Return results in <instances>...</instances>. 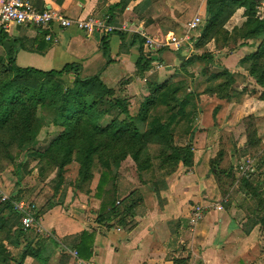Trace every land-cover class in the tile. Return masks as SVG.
<instances>
[{
    "label": "crops",
    "instance_id": "0c3cea01",
    "mask_svg": "<svg viewBox=\"0 0 264 264\" xmlns=\"http://www.w3.org/2000/svg\"><path fill=\"white\" fill-rule=\"evenodd\" d=\"M119 2L31 0L37 11H49L74 20L99 17ZM150 2L155 11L163 10V0H137L135 8L144 14L150 10ZM128 6L120 9L122 14L114 9L112 26L115 31L110 35L86 33L73 27L62 29L56 24L47 29L10 25L0 34V52L4 53L9 43H15L19 49L15 59L19 67L47 71L75 65L79 68L80 78L99 75L103 84L114 91L121 85L118 90L122 98L138 101L147 94L146 81L133 79L140 55L139 39L142 38L124 29H116V21L130 9ZM151 18L154 21L156 16ZM134 27L147 34L144 19ZM135 36L138 38L133 40ZM102 38L104 42H101ZM103 47L108 48L107 56ZM192 51L175 53L170 48H162L150 56L146 77L157 83L169 80L175 74L174 70L190 58ZM223 66L227 69L226 62ZM131 78L130 82H125ZM211 102L207 96L199 97V113L191 140L192 167L178 166L173 174L164 178V189L157 191L146 174L141 175L140 181L133 164V189L127 192L122 169L118 171L115 201L123 200L122 205H130L133 216L130 221L134 223L132 230L97 224V216L108 211L102 210L105 207L102 201L107 195L95 196L98 175L91 181L88 193L73 190L70 185L76 178V164L71 167L74 170L72 182L66 181L56 195L50 189L49 197L43 198L46 191L41 196H36L40 189L36 191L40 205L38 211H43L36 226L41 235L34 242L30 241V245L38 251L41 261L26 257L22 264H74L73 252L78 259L95 264H264V227L257 222L258 210L249 196L239 191L237 182L221 196L224 189L219 187V183L225 181L224 175L217 176L210 171V161L222 150L224 155L219 168L231 167L234 178H239L236 165L242 159L238 160L241 150H247V147L240 138L237 109L221 107L213 117L215 106ZM124 162H128L127 159ZM45 181L42 184L49 182ZM252 181H264V169L256 171ZM223 197L228 202L221 210H216L215 205ZM49 205L54 206L47 209ZM198 205L205 208V214L193 225L190 214Z\"/></svg>",
    "mask_w": 264,
    "mask_h": 264
},
{
    "label": "trees",
    "instance_id": "16d2710c",
    "mask_svg": "<svg viewBox=\"0 0 264 264\" xmlns=\"http://www.w3.org/2000/svg\"><path fill=\"white\" fill-rule=\"evenodd\" d=\"M136 1L120 0L109 7L105 13L108 16L106 24L112 25L114 9L124 10ZM261 4L264 5V0H205L204 24L196 45L213 41L215 46L221 43V48L230 43L234 47L253 49L240 61V66L245 67L248 76L262 90L260 99L264 101V7L260 13L258 11ZM239 9L244 11V21L240 27L229 32L224 26ZM135 38L138 36L133 40ZM101 40L104 42V38ZM238 41L241 42L236 45ZM139 43L140 55L133 79L146 81L147 94L133 115L129 101L106 87L99 75L82 79L75 65L47 71L19 67L15 61L19 50L15 43H9L4 53L0 52V161L12 164L21 154L36 161L40 181L53 174L50 180L53 195L64 186V175L71 164L77 165L76 178L70 185L73 190L88 193L91 181L98 175L95 196L101 198L107 195L106 201H102L105 205L102 210L108 211L97 216V224L119 226L127 231L134 227L130 221L133 216L130 205H122L123 200L119 203L115 201L118 169L122 162L130 159L139 180L142 181L141 175L146 174L158 191L166 187L164 178L173 174L178 166L192 167L191 140L199 110L196 100L199 95L190 90L187 92L186 69L195 62H203L205 66L212 60L206 54L192 56L177 69L178 80L157 83L146 77L151 64L150 55L144 41L139 39ZM102 49L107 56L108 48ZM205 71L203 69L202 74ZM130 80L132 78L126 82ZM206 82L212 85L202 94L218 101H229L230 95L234 94L230 90L235 82L233 73L225 68L211 74ZM218 110L219 107L213 110V117ZM50 127H54L56 133L39 150L38 136L44 128ZM258 144L254 132L248 135L247 129V151L255 150ZM152 149L156 150L155 155L151 153ZM223 155V151L219 150L210 161V171L217 176L223 174L225 178L223 183H219V187L224 189L221 196L236 182L231 167L219 168ZM22 164L16 167L21 170ZM260 169H264V155L256 163V171ZM254 176L239 177L237 184L239 191L253 202L258 210L257 222L264 227V181H252ZM20 201L16 196L0 202V264L12 262V255L6 246L18 248L21 241H26V247L18 264H22L26 257L41 261L38 251L26 238L27 230L20 225V215L13 209L12 204ZM53 206L49 205L47 209ZM42 215L43 211L36 212L35 226ZM111 222L113 224L109 225Z\"/></svg>",
    "mask_w": 264,
    "mask_h": 264
},
{
    "label": "rangeland",
    "instance_id": "374dc122",
    "mask_svg": "<svg viewBox=\"0 0 264 264\" xmlns=\"http://www.w3.org/2000/svg\"><path fill=\"white\" fill-rule=\"evenodd\" d=\"M136 4L137 1L130 3L128 6L130 9L125 12V15H120L119 19L116 21V29H124L123 31H126L127 33L138 35L137 33H139V31L137 32V29L134 27V25L138 24L141 19H144V28L148 29L149 32L147 30V32L145 31L147 34L143 35L150 37L156 42H161L165 41V39H167L171 34L175 36H181L184 26L195 16H199L201 20H203L202 15L205 0H163L164 7L162 11H155V9H153L152 3L150 2V10L146 11L144 14L138 12V7L135 8ZM131 7H133V10H131ZM262 10L263 4L258 7L259 13ZM117 12L118 14H122L120 9H118ZM243 13V9L236 10L233 16L226 22L224 28L231 32L234 29L240 27L244 21ZM153 16H156L154 21L151 18ZM107 17L108 16L104 11L102 14H99L98 18L105 20ZM197 41L193 42V53L190 54V58L192 56L194 57L197 55L206 54L211 57L212 60L211 63L205 64V66L203 62H195V64L187 67L186 71L188 73L187 78L189 85L187 92L190 90L196 96H207L208 98H211V104L212 106H215V108L219 107L221 109L222 107V109L227 110L234 107L237 109L236 114L239 120L238 126H240V138L243 141V144L246 145L247 143V129L248 135L249 133L254 132L256 138L259 140L258 147L255 150H241L238 160H240V158L246 157L250 160H253L254 165H256V163L261 160L264 155V101L260 99L262 90L257 87L254 83V80L248 76L245 67L240 66V61L246 55L251 53L253 49L249 47H234L230 43H228L224 48H221V43H219L218 46H215L213 41H209L206 44L199 46L200 44L196 45ZM240 42L241 41H238L236 45H239ZM223 62H226L227 70L229 69V71L233 73L235 80L234 85H232L230 88L231 92L234 94L230 95L229 101H218L214 97H210L207 94H202L209 85H212L206 82V79L210 77L211 74L213 75L215 73H219L223 68H225L223 66ZM178 68L174 70L175 74H173V76L170 78L173 81L179 79L176 77V74H179V71H177ZM203 69L206 70L205 74H202ZM120 86L121 85H119L118 89ZM118 89L115 91L116 95L118 97H123L120 90ZM199 97L196 98L197 102H199ZM127 100L130 103V112L133 115V113L137 111L139 104L143 101V99L136 101L135 99L133 100V98H130ZM55 133L56 129L54 127H50L48 129L44 128L38 136L39 145L37 148L42 150ZM151 153L155 155L156 150L152 149ZM127 161L128 162H123L120 165L118 171L122 169L121 171L124 175L123 185L128 192L133 189V163L130 159H127ZM21 163H23V166L22 169L19 170L16 165ZM71 165L67 167L66 173L64 175L65 183L66 181L72 182L74 170L71 169L73 164ZM38 169L39 166L36 164V161L29 157L26 158L24 154H21L12 164L5 161H0V191L8 197L18 196L22 202L35 205L38 211L40 205L38 204L39 200H36V196H41L42 192L46 191L43 194V198L49 197L48 195L51 192L50 189H52V184H50L49 179L51 176H53L52 174L48 179H46V181H49L47 184H42L44 181H40L41 178L39 177L40 175ZM146 177L148 178L149 176ZM18 180L20 181L17 184ZM235 181L237 182L236 178ZM234 186L235 185L231 187ZM68 188L69 186L66 187V189ZM38 190L41 192H37L35 196V193ZM25 233L26 238L32 242L39 238L38 235H41V232L36 230V226L25 231ZM25 243L26 241H21L18 248L6 246L12 255V262L9 264H18L19 258L25 250Z\"/></svg>",
    "mask_w": 264,
    "mask_h": 264
},
{
    "label": "built area",
    "instance_id": "2783aa9c",
    "mask_svg": "<svg viewBox=\"0 0 264 264\" xmlns=\"http://www.w3.org/2000/svg\"><path fill=\"white\" fill-rule=\"evenodd\" d=\"M264 7V5H263ZM56 24L62 29L76 28L79 31L92 33L98 32L102 35H110L114 32L112 25H107L104 19L98 17H88L83 20L63 18L49 11H37L31 3V0H0V30L7 28L10 25H32L38 28H49ZM204 20L199 16H195L185 26L181 36L169 35L162 42H156L150 37L137 33L144 41V46L150 56H154L162 48H170L175 53L192 51L193 42L197 41L201 35ZM138 32V31H137ZM48 39V38H47ZM236 173L239 177L249 178L256 173V165L249 158H242L240 163L236 165ZM8 196L0 191V202L8 200ZM228 202V199H222L217 205L216 210H221ZM14 211L20 215V225L23 230H29L35 226V214L37 208L31 203L22 201L12 204ZM205 214V208L195 206L191 210L190 223H198ZM75 259L74 264H95L89 261H82L77 258L76 252L72 253Z\"/></svg>",
    "mask_w": 264,
    "mask_h": 264
}]
</instances>
